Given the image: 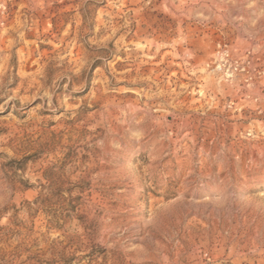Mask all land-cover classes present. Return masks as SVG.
<instances>
[{"label":"rangeland","instance_id":"1","mask_svg":"<svg viewBox=\"0 0 264 264\" xmlns=\"http://www.w3.org/2000/svg\"><path fill=\"white\" fill-rule=\"evenodd\" d=\"M0 264H264V0H0Z\"/></svg>","mask_w":264,"mask_h":264},{"label":"built area","instance_id":"2","mask_svg":"<svg viewBox=\"0 0 264 264\" xmlns=\"http://www.w3.org/2000/svg\"><path fill=\"white\" fill-rule=\"evenodd\" d=\"M215 62V68L221 71L225 76L231 75L233 70L238 68V62L233 60L225 49L217 51Z\"/></svg>","mask_w":264,"mask_h":264}]
</instances>
